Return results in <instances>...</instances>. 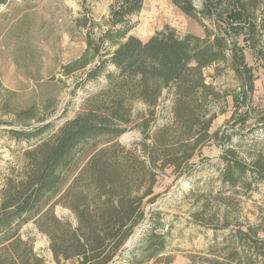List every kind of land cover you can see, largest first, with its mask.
Listing matches in <instances>:
<instances>
[{
	"label": "trees",
	"instance_id": "trees-1",
	"mask_svg": "<svg viewBox=\"0 0 264 264\" xmlns=\"http://www.w3.org/2000/svg\"><path fill=\"white\" fill-rule=\"evenodd\" d=\"M144 1L112 0L107 28L95 40L98 62L74 89L102 75L106 84L85 100L76 118L25 151L23 166L2 179L0 264H46L19 235L32 220L47 237L57 264H112L122 258L127 241L146 220L145 205L155 200L157 172L172 168L180 176L191 174L189 163L209 138L214 106L226 96L205 82L203 69L225 59L227 52L243 86L233 97L234 116L242 125L248 119L254 70L245 52L264 71V0H200L199 9L191 0H170L204 28V38H179L165 29L142 42L129 33L134 28L131 17ZM164 92L172 101L166 109L158 108ZM135 103L146 108L136 119ZM165 110L169 119L157 125ZM133 124L140 140L129 148L121 146L116 140ZM50 127L7 133L13 140L29 141ZM221 161L218 180L234 194L246 195L264 183L263 154L243 160L229 148ZM202 199L194 220L215 231L229 230L209 247L211 257L205 263L264 264V208L255 222L242 223L234 196L208 194ZM210 199L216 201L214 208ZM57 205L68 209L76 223L57 218ZM149 221L155 225L129 251L124 264H142V256L165 247V236L155 232L159 227L153 214Z\"/></svg>",
	"mask_w": 264,
	"mask_h": 264
},
{
	"label": "rangeland",
	"instance_id": "rangeland-1",
	"mask_svg": "<svg viewBox=\"0 0 264 264\" xmlns=\"http://www.w3.org/2000/svg\"><path fill=\"white\" fill-rule=\"evenodd\" d=\"M0 183L11 170L25 163L24 152L40 141L54 136L58 129L77 117L85 100L106 84L105 76L75 88L86 71L98 62L95 40L107 28L112 0H0ZM199 9L200 0H191ZM134 28L129 35L146 42L155 33L172 30L179 38L187 35L204 38V28L181 13L170 0H145L142 10L131 17ZM209 26L208 23H205ZM210 27V26H209ZM112 51V50H111ZM102 51L100 54H103ZM248 66L254 70L253 91L248 119L242 125L234 116L233 97L243 88L231 68V57L203 69L205 82L221 93L225 100L214 106L215 119L209 138L190 161L191 174L178 175L172 168L157 172L153 189L155 200L145 205L146 220L127 241L123 257L112 264H124L128 253L149 230L153 214L164 235L162 251L142 256V264H207L209 247L223 240L229 230L215 231L197 223L193 214L200 211L203 195L234 196L240 222L253 223L264 208V183L246 195L234 194L218 180L225 150L233 149L240 158L249 160L254 154L264 155V71L248 52ZM113 71L112 66H108ZM171 96L164 92L160 107L171 106ZM142 103L132 108L133 118L145 112ZM241 113V110L238 111ZM247 115V114H246ZM157 125L170 117L161 113ZM234 116V118H233ZM45 125L46 133L33 140H13L8 131L31 132ZM129 126L116 142L129 148L141 138ZM211 200L212 208L217 204ZM223 209V208H222ZM60 220L76 223L70 211L60 205L53 209ZM22 240H29L33 251L46 264H57L49 250L47 237L41 234L34 220L19 231ZM264 239V233L260 235ZM60 264H78L76 260Z\"/></svg>",
	"mask_w": 264,
	"mask_h": 264
}]
</instances>
